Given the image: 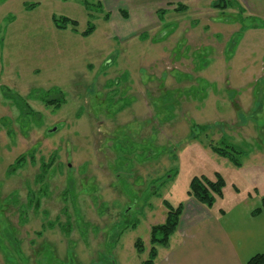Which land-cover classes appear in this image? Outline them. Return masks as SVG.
<instances>
[{"label":"rangeland","instance_id":"1","mask_svg":"<svg viewBox=\"0 0 264 264\" xmlns=\"http://www.w3.org/2000/svg\"><path fill=\"white\" fill-rule=\"evenodd\" d=\"M215 2L0 0V264H143L193 178L264 190V29Z\"/></svg>","mask_w":264,"mask_h":264},{"label":"crops","instance_id":"2","mask_svg":"<svg viewBox=\"0 0 264 264\" xmlns=\"http://www.w3.org/2000/svg\"><path fill=\"white\" fill-rule=\"evenodd\" d=\"M237 2L245 17L264 21V0ZM232 190V198L240 195ZM226 193L224 188L211 207L187 197L176 230L166 247L156 248L153 264H246L264 252V211L253 213L261 206L264 190L255 196L248 193L245 203L230 209L222 205Z\"/></svg>","mask_w":264,"mask_h":264},{"label":"trees","instance_id":"3","mask_svg":"<svg viewBox=\"0 0 264 264\" xmlns=\"http://www.w3.org/2000/svg\"><path fill=\"white\" fill-rule=\"evenodd\" d=\"M218 1V2H217ZM217 2V3H216ZM215 4L213 5L214 9H225L227 7H237L239 10V15H241L243 18H246L249 21H252L253 23L250 26H247L246 28L252 27L254 29H263L264 28V21L256 20L254 18L248 19L247 17H244L243 13L244 10L242 7L238 4L235 0H216ZM176 8L183 9L184 6L180 5L179 3L176 4ZM165 10L159 11V13H164ZM252 19V20H251ZM61 25L59 22H56L58 25L57 27H61L63 29L67 28V24L71 23L73 24V31L76 32V24L75 22H70L66 18H62ZM60 24V25H59ZM93 31L92 27H89L88 30H86L83 34L84 37L89 36ZM213 152L218 154L219 156L226 157L228 161L233 164L236 168L241 167V163L238 160V153L235 150L227 151V150H220V149H213ZM224 189V180L222 177L218 174H216L214 181L208 180L206 178H193L189 185V190L187 192L188 197L193 198L197 202L207 206L211 207L213 203L215 202V199L217 197L222 196V190ZM163 205L166 209V215L165 220L163 224L152 226L150 229V235H149V245L150 249L148 252V259L143 262V264H153L154 259L157 255V247H166L168 245V240L170 236L174 233L176 230L179 217L182 213V204H178L177 207L170 206L167 202H164ZM260 208L257 210H254L253 213L257 211H264V196L260 199ZM134 247L136 249V252L138 254H142L144 252V245L142 244V241L140 239H137L134 243ZM246 264H264V252L255 254L252 256Z\"/></svg>","mask_w":264,"mask_h":264},{"label":"water","instance_id":"4","mask_svg":"<svg viewBox=\"0 0 264 264\" xmlns=\"http://www.w3.org/2000/svg\"><path fill=\"white\" fill-rule=\"evenodd\" d=\"M55 130V128L53 129V131Z\"/></svg>","mask_w":264,"mask_h":264}]
</instances>
